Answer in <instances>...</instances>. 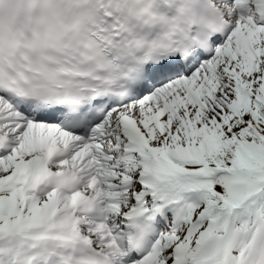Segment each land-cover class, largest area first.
<instances>
[{
    "label": "snow or ice",
    "instance_id": "1",
    "mask_svg": "<svg viewBox=\"0 0 264 264\" xmlns=\"http://www.w3.org/2000/svg\"><path fill=\"white\" fill-rule=\"evenodd\" d=\"M0 264H264V0H0Z\"/></svg>",
    "mask_w": 264,
    "mask_h": 264
}]
</instances>
